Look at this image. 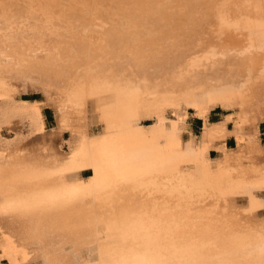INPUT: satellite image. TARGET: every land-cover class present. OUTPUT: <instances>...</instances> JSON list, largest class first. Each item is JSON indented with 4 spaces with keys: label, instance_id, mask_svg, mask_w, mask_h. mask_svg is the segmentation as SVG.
<instances>
[{
    "label": "bare ground",
    "instance_id": "1",
    "mask_svg": "<svg viewBox=\"0 0 264 264\" xmlns=\"http://www.w3.org/2000/svg\"><path fill=\"white\" fill-rule=\"evenodd\" d=\"M262 122L264 0H0V264L263 259Z\"/></svg>",
    "mask_w": 264,
    "mask_h": 264
},
{
    "label": "rangeland",
    "instance_id": "2",
    "mask_svg": "<svg viewBox=\"0 0 264 264\" xmlns=\"http://www.w3.org/2000/svg\"><path fill=\"white\" fill-rule=\"evenodd\" d=\"M21 97L24 99V100H27L26 98H28V100H30V101H32V100H42L44 97H43V94L42 93H40V92H35V91H24V92H22L21 93ZM45 115H46V118H47V126H48V128H47V133L48 134H51V133H54V132H58V128H59V124H58V120H57V117H56V115H55V113H54V111H53V109L52 108H50V107H47V108H45ZM224 112L221 110V109H216L213 113H212V116H211V119L210 120H212V121H214V122H218V121H221L222 119H223V117H224ZM211 121V122H212ZM191 122H192V127H193V131H194V133L195 134H197V135H199L200 134V132L202 131V128H203V121L202 120H198L197 118L196 119H194V120H192L191 119ZM192 127H191V129H192ZM55 128V129H54ZM49 130V131H48ZM99 129H97V131H98ZM27 134H28V132H27V130L25 129V128H23L22 127V125L21 124H18V121L16 120V121H13V123L12 124H10V125H8L3 131H2V137L4 138V139H7V140H13V144L14 145H20L21 144V141L22 140H24L25 141V139H26V137H27ZM189 137V134H185V138H188ZM263 137V140H262V142H263V145H264V135L262 136ZM63 138V139H62ZM70 138V134L69 133H66V135L64 136V137H61V138H59V139H55V147L57 148V150H58V152H60L61 154H66V152H68V148H67V146H65L66 144H65V140H68ZM58 142H57V141ZM236 146H237V144H236V140H234V138H230L229 139V147H231V148H236ZM213 154V157H216L217 156V153L216 152H212ZM91 175V170H87V171H85V172H83V176L84 177H88V176H90ZM129 225L128 226H130V223H128ZM127 225H125V228H127L126 227ZM118 228V227H117ZM117 228H115V229H117ZM129 228V227H128ZM115 229H113V232H115L114 230ZM123 229V228H122ZM121 228L119 229L118 228V231L120 230H122ZM145 230V229H144ZM107 231V230H106ZM105 231V233H104V244H105V242L107 243V236L108 235H106V234H110V232H111V230L109 229V231H107V232H109V233H107ZM124 231V230H123ZM122 231V232H123ZM144 232V231H143ZM146 232H147V234H146ZM148 232H150L149 230H147V231H145L144 233V238L142 237V236H140V238L139 237H133V240H132V237H131V239H129L128 241H127V244L129 245V243L130 244H132L135 248H138V249H135L134 247H132V245L130 246L129 245V247H131V249L130 248H128V245H127V249H129V250H132V249H134V251L136 252V257L138 258L137 260H139L138 262H137V260H135V263H137V264H141V263H143V262H141V260L139 259L140 257H145V258H148L149 257V255L150 256H152L151 257V259L154 257V256H156V255H154V254H152L151 252H148L147 254H149V255H146L144 252H145V246L146 245H148V243H147V241H145V242H143L144 241V239H145V237L146 238H149V240H152V235H154V234H151V236L149 235L150 233H148ZM111 235H114V236H111ZM110 236V239L113 237H115V234H113L112 232H111V234L109 235ZM155 236V235H154ZM166 237H168L169 238V236H167L166 235ZM113 238L111 239V240H113ZM138 238H139V240H138ZM141 238H143V239H141ZM108 239H109V237H108ZM109 239V241H111ZM134 239L137 241V243L134 241ZM166 239V238H165ZM141 240H143L142 242H143V244L141 245ZM164 240V239H163ZM126 241V240H125ZM130 241V242H129ZM132 241H134V243H136L135 245H134V243L132 242ZM139 242V243H138ZM153 242H154V240H153ZM124 243H126V242H124ZM138 244V245H137ZM140 244V245H139ZM142 246V248H140ZM168 247V246H167ZM172 247H174V246H172V244H171V248ZM124 248V247H123ZM143 248H144V252L143 251H141V250H143ZM169 248H170V246H169ZM167 249V250H165L167 253L169 252V251H173L174 249ZM124 249H126V248H124ZM139 249H140V252H139ZM153 248H151V250H152ZM154 250V249H153ZM164 250V249H163ZM137 251H138V253H137ZM250 251V250H249ZM259 251V250H258ZM142 252H143V254H142ZM161 253V252H160ZM162 253H164V254H162V257H161V254L160 255H157V256H159V257H161L162 258V260H164V259H166L168 262H166V263H170V261H171V263L170 264H173L174 263V261L176 262V264H182L181 262H183L185 259L187 260V257L190 259L191 257H190V254H187V253H185V259H183L182 257H184V255H182V254H179V252L177 251V254L176 253H174V252H172V253H170L169 255L168 254H166L165 252H162ZM248 253V254H247ZM250 252H246V253H244L243 255L244 256H246V260L248 259V257H250L251 256V258H249V260H247V262H246V264H248V261H250L251 263H253V264H257L258 262L260 263V262H262V260L264 259V257L261 255V257H263V259L261 258V259H258V258H260V257H258L259 256V254H258V252H255L254 250H252V254L250 253ZM254 253V254H253ZM137 254L140 256H137ZM167 256H166V255ZM172 254V255H171ZM186 254H187V256H186ZM257 256H256V255ZM145 255V256H144ZM163 255H165V256H163ZM174 255H176V256H174ZM180 255H182L181 257L178 256ZM189 255V256H188ZM255 256V258H254V256ZM110 256V258H112L111 257V255H109ZM157 256L156 257H154L153 259H156L157 258ZM170 256L172 257L173 256V258L174 257H176V259L174 258V260H173V258H172V260L170 259ZM248 256V257H247ZM253 256V257H252ZM164 257V258H163ZM177 257H178V260H177ZM195 256H193V260L196 258H194ZM150 258V257H149ZM244 258V260H245V257H243ZM252 258H254V260L252 259ZM168 259H170V260H168ZM180 259H183V260H181V262H179V260ZM191 259V260H192ZM251 259L255 262H253V261H251ZM147 260V259H146ZM196 260V259H195ZM245 260V261H246ZM256 260H257V262H256ZM260 260V261H259ZM142 261H144V259L142 260ZM154 261V260H153ZM152 261V263H155V262H153ZM132 262H134V261H132ZM131 262V263H132ZM249 262V264H251ZM134 263V264H135ZM166 263H164V264H166ZM184 264H186L185 263V261L183 262ZM188 263V262H187ZM219 263H220V261H219ZM218 263V264H219ZM222 263H224V262H222ZM221 263V264H222ZM263 263H264V261H263ZM5 264V263H4ZM133 264V263H132ZM144 264V263H143ZM151 264V263H150ZM175 264V263H174ZM225 264H228V263H225ZM232 264V263H231ZM241 264H245V262H243V263H241ZM260 264H262V263H260Z\"/></svg>",
    "mask_w": 264,
    "mask_h": 264
},
{
    "label": "flooded vegetation",
    "instance_id": "3",
    "mask_svg": "<svg viewBox=\"0 0 264 264\" xmlns=\"http://www.w3.org/2000/svg\"><path fill=\"white\" fill-rule=\"evenodd\" d=\"M218 109H220V108H218ZM215 111V110H214ZM214 111H212V113L214 112ZM212 116V115H211ZM199 120V119H198ZM212 121V120H211ZM212 122H214V121H212ZM230 127H232V126H230ZM259 131H260V141H261V143L263 144V142H262V140H263V135H264V122H262L260 125H259ZM201 133V132H200ZM230 138H233V137H230ZM229 138V139H230ZM229 139H228V143H227V145L229 146ZM234 140H235V138H234ZM229 148H231V147H229ZM127 262H129V261H127ZM127 262L126 263H122V264H127ZM130 263V262H129ZM169 264V263H168Z\"/></svg>",
    "mask_w": 264,
    "mask_h": 264
},
{
    "label": "trees",
    "instance_id": "4",
    "mask_svg": "<svg viewBox=\"0 0 264 264\" xmlns=\"http://www.w3.org/2000/svg\"><path fill=\"white\" fill-rule=\"evenodd\" d=\"M28 100V98H26Z\"/></svg>",
    "mask_w": 264,
    "mask_h": 264
}]
</instances>
